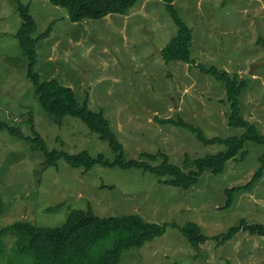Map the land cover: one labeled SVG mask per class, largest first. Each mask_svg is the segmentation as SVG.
<instances>
[{
	"label": "rangeland",
	"instance_id": "1",
	"mask_svg": "<svg viewBox=\"0 0 264 264\" xmlns=\"http://www.w3.org/2000/svg\"><path fill=\"white\" fill-rule=\"evenodd\" d=\"M21 1L30 3L34 36L49 29L36 47L35 71L41 80L56 79L71 87L79 102L102 112L127 159L161 151L180 165L185 153L201 157L224 149L202 144L189 130L155 118L179 115L207 138L242 133L228 125V109L218 101L225 98L220 83L193 64L164 60L161 51L177 28L162 0H138L126 15L76 23L49 0ZM173 5L192 30L191 58L245 82L241 113L264 133V0H174ZM21 23L16 1L0 0V121L32 137L29 111L48 150L87 151L112 161L115 154L107 143L80 120L67 116L59 126L40 107L15 37ZM252 65L259 66L251 75ZM244 150L242 161H228L220 175L205 172L197 185L183 190L159 184L137 169L96 164L84 171L63 159L46 168L41 150L0 129V227L17 221L57 227L71 210L90 206L100 217L137 214L148 222L170 224L163 236L125 250L120 264H264V236L238 232L221 245L214 239L241 219L264 224V168L250 191L236 194L230 208H221L225 189L247 184L261 165L263 145L248 141ZM187 222L200 226L205 243L193 247L187 242L178 228ZM6 243L11 246L10 237Z\"/></svg>",
	"mask_w": 264,
	"mask_h": 264
},
{
	"label": "trees",
	"instance_id": "2",
	"mask_svg": "<svg viewBox=\"0 0 264 264\" xmlns=\"http://www.w3.org/2000/svg\"><path fill=\"white\" fill-rule=\"evenodd\" d=\"M15 1L22 19L15 37L28 61L27 78L34 86V94L40 107L49 117L44 115L59 126L67 116L80 120L90 133L97 134L115 154L114 159L109 161L103 154L93 158L87 151L67 154L48 150L44 139L35 130L33 117L29 111L27 116H29L32 137H24L19 127L9 125L7 121H0L1 130L7 131L13 137L26 139L33 148L42 151L46 159V168L57 166L58 160L63 159L71 168L82 167L84 171H89L96 164L122 170L137 169L153 175L159 184L187 190L197 185L205 172L220 175L224 172L228 161H242L247 155L244 150L246 142L251 141L264 146V133H260L257 127L246 120L241 113L240 95L245 82L239 80L238 75L230 74L216 66L195 63L190 51L192 30L179 18L173 5L174 0H162L177 28L175 37L161 51L164 60L193 64L202 74L220 83L222 86L220 92L224 90L225 98L218 101L228 109V125L243 130L238 136L207 138L201 128L188 123L179 115L175 118H155L160 124L170 123L189 130L202 144H219L224 147L217 153L201 157H193L185 153L180 165L170 161L168 155L161 151L143 152L137 159H127L122 143L102 112L94 111L86 103L79 102L75 91L56 79L41 80L39 73L35 71L36 47L39 40L49 33V29L35 37L36 21L30 13V3ZM137 2L138 0H49L50 4L66 9L73 23L87 19H102L109 15H126ZM238 155L240 157L236 158ZM259 160L261 165L247 184L225 189L226 199L221 208H230L236 194L250 191L259 181L264 168V152ZM2 208L0 197V215L3 213ZM169 225L145 221L137 214L100 217L90 206L86 210H71L64 223L57 227H41L31 222L17 221L3 228L0 227V264H120L125 250L141 248L155 238L163 236ZM172 226L176 225L172 224ZM178 228L193 247L207 241L200 226L194 222H187ZM238 232L264 236V224H248L241 219L238 224L214 239L221 245L233 239ZM9 237L12 243L7 247L6 241Z\"/></svg>",
	"mask_w": 264,
	"mask_h": 264
},
{
	"label": "water",
	"instance_id": "3",
	"mask_svg": "<svg viewBox=\"0 0 264 264\" xmlns=\"http://www.w3.org/2000/svg\"><path fill=\"white\" fill-rule=\"evenodd\" d=\"M260 65H264V63L263 64H260ZM259 65H257V66H255V65H252L251 66V68H250V70H249V74H253V70L255 69V68H257Z\"/></svg>",
	"mask_w": 264,
	"mask_h": 264
}]
</instances>
